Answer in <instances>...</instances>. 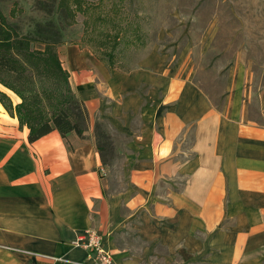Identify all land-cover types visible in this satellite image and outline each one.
Listing matches in <instances>:
<instances>
[{
  "label": "crops",
  "instance_id": "crops-1",
  "mask_svg": "<svg viewBox=\"0 0 264 264\" xmlns=\"http://www.w3.org/2000/svg\"><path fill=\"white\" fill-rule=\"evenodd\" d=\"M165 55L151 49L121 68L61 45L88 114L81 135L52 129L30 142L0 102V264H90L87 231L113 264H264L263 102L251 118L241 64L217 105ZM96 119L119 157L111 164Z\"/></svg>",
  "mask_w": 264,
  "mask_h": 264
},
{
  "label": "rangeland",
  "instance_id": "rangeland-1",
  "mask_svg": "<svg viewBox=\"0 0 264 264\" xmlns=\"http://www.w3.org/2000/svg\"><path fill=\"white\" fill-rule=\"evenodd\" d=\"M0 11L20 35L32 40L34 49L42 51L48 44L57 57L61 45L77 42L111 66L131 68L151 49L164 52L191 69L217 105L241 64L251 99L249 116H262L264 0H81L78 7L73 0H0ZM49 61L21 60V74L0 75L40 110L49 111L61 97L84 107ZM88 122L87 114L83 130ZM92 130L103 163L118 160L106 122L96 119Z\"/></svg>",
  "mask_w": 264,
  "mask_h": 264
},
{
  "label": "trees",
  "instance_id": "trees-1",
  "mask_svg": "<svg viewBox=\"0 0 264 264\" xmlns=\"http://www.w3.org/2000/svg\"><path fill=\"white\" fill-rule=\"evenodd\" d=\"M81 0H73L78 7ZM35 59L47 64L48 60L54 63V70L66 77L67 72L62 68L56 52L51 50L48 44L44 50L34 49L32 40L20 35L15 26L9 23L3 13L0 11V73L10 72L19 73L20 61ZM49 61V62H50ZM51 64V62H50ZM0 83L10 90L14 91L21 101L12 104L11 99L0 91V102L11 115H16L19 122L28 127V140L35 141L52 129H57L62 136L69 131H75L81 135L83 128L81 124L87 117V111L80 107L77 101L72 103L69 98L61 97L56 103L51 104L49 111L40 110L35 102H29L22 90L5 81L0 75ZM68 104V105H67ZM75 104V106H71ZM64 105H67L64 107ZM99 150L101 146L98 144Z\"/></svg>",
  "mask_w": 264,
  "mask_h": 264
},
{
  "label": "built area",
  "instance_id": "built-area-1",
  "mask_svg": "<svg viewBox=\"0 0 264 264\" xmlns=\"http://www.w3.org/2000/svg\"><path fill=\"white\" fill-rule=\"evenodd\" d=\"M82 237L84 245L91 252L90 264H113L109 252L102 246L101 237L93 231H87Z\"/></svg>",
  "mask_w": 264,
  "mask_h": 264
}]
</instances>
